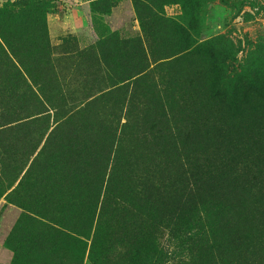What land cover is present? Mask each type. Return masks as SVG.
<instances>
[{
    "label": "rangeland",
    "instance_id": "obj_1",
    "mask_svg": "<svg viewBox=\"0 0 264 264\" xmlns=\"http://www.w3.org/2000/svg\"><path fill=\"white\" fill-rule=\"evenodd\" d=\"M0 264H264V0H0Z\"/></svg>",
    "mask_w": 264,
    "mask_h": 264
},
{
    "label": "trees",
    "instance_id": "obj_2",
    "mask_svg": "<svg viewBox=\"0 0 264 264\" xmlns=\"http://www.w3.org/2000/svg\"><path fill=\"white\" fill-rule=\"evenodd\" d=\"M110 197V196H109ZM111 197H113V196H111Z\"/></svg>",
    "mask_w": 264,
    "mask_h": 264
}]
</instances>
